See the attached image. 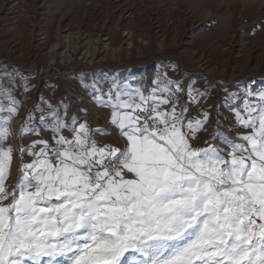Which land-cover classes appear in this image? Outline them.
I'll list each match as a JSON object with an SVG mask.
<instances>
[{
  "label": "snow or ice",
  "instance_id": "1",
  "mask_svg": "<svg viewBox=\"0 0 264 264\" xmlns=\"http://www.w3.org/2000/svg\"><path fill=\"white\" fill-rule=\"evenodd\" d=\"M174 89L178 83L149 96L135 89V96L109 92L107 100L105 94L97 98L114 110L111 123L127 141L122 149L98 146L84 124L72 127L69 140L62 134L66 121L55 111L46 120L41 109L39 123L54 133L57 147L39 140L22 150L34 160L22 164L12 193L5 180L13 149L3 142L18 102L5 92L10 106L0 119V264H264V89L246 90L249 99L235 111L239 125L253 130L240 137L247 144L217 134L231 147L227 158L214 145L190 142L207 113L185 122L186 106L179 113L175 105L161 108L173 103L164 94L174 96ZM34 119L30 114L29 122ZM25 130L39 134L36 127Z\"/></svg>",
  "mask_w": 264,
  "mask_h": 264
},
{
  "label": "rangeland",
  "instance_id": "2",
  "mask_svg": "<svg viewBox=\"0 0 264 264\" xmlns=\"http://www.w3.org/2000/svg\"><path fill=\"white\" fill-rule=\"evenodd\" d=\"M177 83L174 96L164 94L173 103L161 108L186 106L185 122L208 114L193 147L214 145L227 158L231 147L217 134L247 144L240 137L253 130L239 125L235 111L249 99L246 90L264 89V0H0V119L9 115L5 92L18 102L3 142L13 149L7 191H16L22 164L34 160L23 149L39 140L57 147L39 123L41 109L46 120L55 111L66 121L69 140L72 127L84 124L98 146L122 149L127 141L111 123L114 110L97 98L135 96V89L149 96ZM26 125L39 134L22 131ZM11 202L10 195L3 204Z\"/></svg>",
  "mask_w": 264,
  "mask_h": 264
}]
</instances>
